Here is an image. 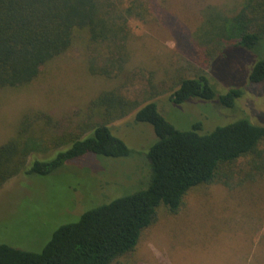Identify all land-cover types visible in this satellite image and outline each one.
Returning a JSON list of instances; mask_svg holds the SVG:
<instances>
[{
	"label": "rangeland",
	"instance_id": "374dc122",
	"mask_svg": "<svg viewBox=\"0 0 264 264\" xmlns=\"http://www.w3.org/2000/svg\"><path fill=\"white\" fill-rule=\"evenodd\" d=\"M137 2L146 12L129 20L131 35L125 50L129 60L123 76L115 77L117 69L109 63L108 50L77 42L45 65L30 85L0 91V145L15 136L26 114H47L61 135L80 133L79 126L89 122L91 103L103 93L118 89L139 103L128 116L110 124L112 133L133 151L132 157L88 156L51 176L20 175L0 189V244L40 252L62 225L143 188L150 172L145 157L156 133L151 125L136 122V115L150 102H156L164 117L183 131L202 122L204 132H211L243 114L264 126V83L249 82L255 64L264 59V42L255 51L226 48L211 63L209 74L219 94L244 89L236 110L217 101L171 102L180 78L201 72L191 35L203 21L202 11L214 6L239 12L244 0H121L119 7ZM92 65L107 67L112 78L93 74ZM259 152L262 157L249 156L232 167L230 185L193 189L175 215L161 208L136 251L117 264H264V174H260L264 143Z\"/></svg>",
	"mask_w": 264,
	"mask_h": 264
},
{
	"label": "trees",
	"instance_id": "16d2710c",
	"mask_svg": "<svg viewBox=\"0 0 264 264\" xmlns=\"http://www.w3.org/2000/svg\"><path fill=\"white\" fill-rule=\"evenodd\" d=\"M120 2L0 0V91L30 85L45 65L77 42L108 50L109 63L117 69L115 77L123 76L129 60L125 51L131 35L129 20L143 17L146 9L142 2L125 8L119 7ZM201 14L203 21L191 35L201 72L181 77L171 102L217 101L236 110L244 89L219 94L209 69L226 48L255 51L264 42V0H244L239 12L209 6ZM91 70L112 78L107 67L92 65ZM249 82L264 83V59L255 64ZM89 108V122L79 126L80 133L61 135L47 114H26L15 136L0 145V189L20 175L51 176L69 162L88 156L132 157L133 151L112 133L110 124L128 116L139 103L114 89L100 95ZM241 116L211 132H204L202 122L183 131L164 117L156 102L146 104L138 110L136 122L151 125L156 141L147 159L144 156L150 170L145 186L62 225L40 252L0 244V264H117L136 251L161 208L172 215L179 213L190 191L215 183L230 185L237 162L262 157L259 147L264 143V126L253 123L246 114Z\"/></svg>",
	"mask_w": 264,
	"mask_h": 264
}]
</instances>
